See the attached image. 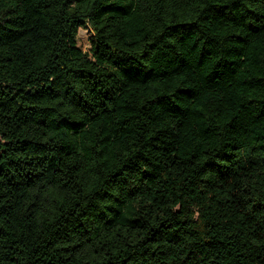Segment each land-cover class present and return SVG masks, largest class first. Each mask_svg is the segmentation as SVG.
Returning a JSON list of instances; mask_svg holds the SVG:
<instances>
[{
	"label": "trees",
	"instance_id": "obj_1",
	"mask_svg": "<svg viewBox=\"0 0 264 264\" xmlns=\"http://www.w3.org/2000/svg\"><path fill=\"white\" fill-rule=\"evenodd\" d=\"M0 264H264V0H0Z\"/></svg>",
	"mask_w": 264,
	"mask_h": 264
},
{
	"label": "rangeland",
	"instance_id": "obj_2",
	"mask_svg": "<svg viewBox=\"0 0 264 264\" xmlns=\"http://www.w3.org/2000/svg\"><path fill=\"white\" fill-rule=\"evenodd\" d=\"M93 32L89 26L81 27L78 33V46L91 53L93 49Z\"/></svg>",
	"mask_w": 264,
	"mask_h": 264
}]
</instances>
